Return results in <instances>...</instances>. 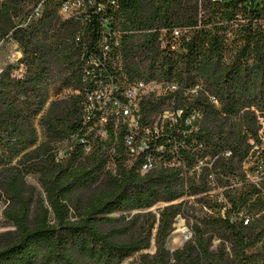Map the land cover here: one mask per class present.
I'll list each match as a JSON object with an SVG mask.
<instances>
[{"label": "trees", "instance_id": "trees-1", "mask_svg": "<svg viewBox=\"0 0 264 264\" xmlns=\"http://www.w3.org/2000/svg\"><path fill=\"white\" fill-rule=\"evenodd\" d=\"M62 3L0 0V42L23 53L0 73V196L15 227L0 264H264V0H86L70 17ZM104 36L120 43L106 56ZM112 78L120 98L134 81L180 88L141 100V127L175 118L135 157L124 124L89 131L87 95ZM181 214L193 235L171 250Z\"/></svg>", "mask_w": 264, "mask_h": 264}, {"label": "built area", "instance_id": "built-area-1", "mask_svg": "<svg viewBox=\"0 0 264 264\" xmlns=\"http://www.w3.org/2000/svg\"><path fill=\"white\" fill-rule=\"evenodd\" d=\"M91 3L93 0H89ZM113 5H117V0H109ZM86 0H63L60 8V14L64 17H70L77 15V12L85 6ZM99 9H103L104 5L102 3L98 6ZM108 19L104 20L105 28H107ZM108 33L112 34L111 29L108 27ZM182 30L177 28L174 30V35L179 37ZM116 34V33H114ZM108 35V34H107ZM103 49L106 53L112 49L113 45L115 47L119 46L118 40L114 41L115 44L112 46L107 44V37L104 36ZM175 47V45H173ZM114 48V47H113ZM116 61H119V56L116 57ZM91 63L94 65L103 64L102 60L92 57ZM23 68L18 70L16 73L20 75ZM103 79V78H97ZM179 85L177 82L168 83L163 80H150L141 82H130L125 86L124 91L121 93L122 98L119 97L118 92L119 87L116 81L112 78L110 80L105 79V87H95L94 90L88 93L86 99V120L93 121L94 125L90 127L89 131L98 132L103 137L107 135V125L113 120L115 122V129H119L121 124L127 127L126 146L132 157L140 154L148 147L151 137L155 134L158 135L161 131L159 124L147 125L141 127L140 125V102L143 98L147 96H161L179 90ZM197 90L194 89L195 92ZM178 115L181 114L182 110H177ZM162 147H160L161 149ZM90 150V147L87 148ZM228 156L232 154L231 150L226 153ZM203 161L199 162L197 168L203 165ZM247 166V165H246ZM142 173L149 171L153 168V158L148 157L146 162L143 164ZM247 176L251 177L249 171H247ZM212 190H210L211 195H215L220 202H225V196L222 194V189L218 187L217 183L213 180L210 182ZM227 204L224 206L226 208ZM249 218L246 217L244 224H248Z\"/></svg>", "mask_w": 264, "mask_h": 264}, {"label": "rangeland", "instance_id": "rangeland-1", "mask_svg": "<svg viewBox=\"0 0 264 264\" xmlns=\"http://www.w3.org/2000/svg\"><path fill=\"white\" fill-rule=\"evenodd\" d=\"M23 53L20 50L17 43H14L12 40H3L0 42V73L3 69H6L9 65L16 66L18 64V60L20 57H22ZM71 91H65L63 95L70 93ZM63 95L61 97H63ZM175 118V114L171 108H167L162 117L157 116L155 119V124H158V122L164 123L165 119H172ZM190 121V120H189ZM264 124V121H263ZM63 144H60L62 146ZM252 166V164H247V168ZM27 181L34 186H37L39 189H41V186L38 182L37 177L35 176H28ZM206 197V196H203ZM192 203L197 207L195 211V215L197 216H204L208 211H205L202 207L200 208V204L196 201V197H192L190 199ZM8 202L6 201L4 196H0V236L5 237L8 236L10 231L15 230V227L13 224H11L6 218L3 216V212L5 207L7 206ZM163 203H160L158 205H155L151 208L155 213H157V210L160 206H162ZM192 214V213H191ZM190 214V215H191ZM190 215H184L181 214L176 219V222L174 224V231L171 233V235L167 239V247L171 250H176L178 247L183 246L184 243L192 238L193 235V225L195 223V220L193 217L189 218ZM159 216V215H158ZM220 239L214 238V245L217 247L219 245ZM156 250V246L154 245V240L152 241V246L149 249H146V251L154 252ZM145 251V252H146ZM132 258L126 260L123 264H128Z\"/></svg>", "mask_w": 264, "mask_h": 264}]
</instances>
